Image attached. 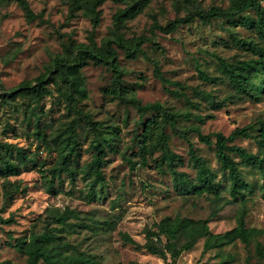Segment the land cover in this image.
<instances>
[{"label":"rangeland","instance_id":"rangeland-1","mask_svg":"<svg viewBox=\"0 0 264 264\" xmlns=\"http://www.w3.org/2000/svg\"><path fill=\"white\" fill-rule=\"evenodd\" d=\"M25 1L34 18L26 15L20 0H0V84L5 89L24 80L33 81L46 72L70 40L88 42L89 36L94 35L100 43L109 33L114 13L124 6L104 1L98 8L100 23L94 27L83 10L70 16L68 0ZM229 3L230 0H149L138 15L124 24L123 32L131 42L139 35L154 40L144 44L149 58L126 59L120 52L124 85L143 103L160 101L168 110H190L204 116L203 121L180 119L176 130L166 126L168 149L174 155L172 163L161 160L163 150L148 152L143 161L138 153L139 136L144 123L154 116L160 119V115L156 111L143 115L134 104L112 99L107 93L112 73L105 66L89 64L81 70L87 91L78 103L83 115L69 103L66 85L57 76L49 84L51 92L38 104L22 95L9 103L0 99V217L11 218L9 223L0 221V261L10 259L16 264H27L26 256L11 242L32 230H43L50 222L74 248L93 254L100 264H264L256 253L258 244L264 247V166L250 164L232 154L247 181V186L232 196L231 177L216 156V138L208 145L195 131L188 133V139L182 135L191 124H199L204 134L226 135L238 126L254 124L253 136L237 138L234 144L264 160V148L254 138L264 120V75L253 83L260 100L245 96L215 107L210 99L197 94L198 90H205L221 101L233 93L222 60L250 59L252 54L233 45L231 36L261 42L254 30L234 25L226 18H213L207 23L196 18L169 34L152 29L155 23L165 25L190 12L212 6L228 7ZM223 40L229 41L230 46ZM157 63L166 77L184 84L183 91L195 106L184 96L172 93L175 86L164 84L155 76ZM86 113L96 124L101 139L111 140L102 167L104 181L97 183L93 175L86 177L79 172L75 182L64 174L53 187L47 186L42 172L55 163L56 152L45 147L43 134L50 138L66 136L73 126L81 139L73 166L80 169L93 158L92 141L96 135L84 116ZM190 142L212 172L219 194L196 191L198 169L190 156ZM6 160L18 164V173L6 171ZM15 182H20V191H14ZM53 207H70L78 211V216L71 217L66 225H57L48 211ZM243 214L247 226L261 230L251 242L237 240L204 251L201 238L192 249L183 251L176 262L126 243L120 234L126 232L145 243L147 234L157 229L162 218L177 215L208 219L213 233H223L235 228Z\"/></svg>","mask_w":264,"mask_h":264},{"label":"trees","instance_id":"trees-1","mask_svg":"<svg viewBox=\"0 0 264 264\" xmlns=\"http://www.w3.org/2000/svg\"><path fill=\"white\" fill-rule=\"evenodd\" d=\"M106 0H68L70 16H74L77 11L83 12L91 19L94 27L100 23L101 16L99 6ZM121 3L124 6L119 8L113 15V24L109 33L99 43L94 35L89 36L88 42H75L70 40L64 49V53L57 54L48 65L46 72L41 73L33 81L24 80L16 87L5 89L0 84V99L5 103L15 101L19 95L29 97L41 102L51 91L49 84L52 83L57 76L60 81L66 85L67 99L80 115L83 111L78 108V103L87 96L85 88V80L82 75V68L89 65L105 66L112 73L111 85L107 89L108 95L112 99L126 100L136 106V108L144 115L150 111H156L160 115L147 120L144 131L139 136V155L146 161L148 152L163 150L164 155L162 161L173 162L174 155L168 149V133L166 126L169 125L174 130L177 129V122L180 119H197L203 121L204 116L192 112L190 110H168L160 101L147 102L138 98L134 91H131L124 85L125 69L120 62V52H123L126 59H136L139 56L149 58L144 48V44L154 41L152 37L146 35L136 36L132 42L128 40L123 32L124 24L127 20L138 15L149 0H112ZM26 15L34 18V13L25 0H20ZM196 18L202 22H210L213 18L229 19L234 25H242L254 30L260 42L254 39L242 38L236 35L231 36L232 44L238 48L252 54L250 59H236L232 62L222 60L223 69L231 83L233 93L226 96L223 100H217L210 92L198 90L197 94L208 98L215 107H221L228 101L248 96L253 99L260 100L261 96L254 90L253 83L260 75H264V5L261 0H230L228 7L212 6L207 10H196L189 14L177 17L168 21L165 25L155 23L152 27L153 31L159 29L164 33L175 32L180 26L190 24ZM155 46H159L157 42H153ZM226 46H230V42L223 40ZM204 75V74H203ZM155 76L164 84H171L175 88L171 89L176 96H184L185 100L195 106L196 103L183 91L185 86L182 82L171 80L166 77L160 70L158 63L155 67ZM208 78L207 75H204ZM86 120L96 135L92 141L94 148L93 158L80 169L73 166V160L77 154V148L80 144V135L75 131L74 127L68 128L66 136H57L50 138L43 134L45 147L56 152V161L47 170H43L42 177L44 183L53 187L55 180L62 178V175H68L72 182L76 181L79 172L84 176H94L95 182L104 181L102 167L106 155V148L111 146L109 137L101 139V135L97 132V126L91 119L90 114H84ZM254 124L236 127L229 135L223 132H214L204 134L199 124H191L183 129L182 135L188 139V133L195 131L200 140L205 144L214 143L213 137L216 138V156L221 163L222 169L229 173L231 177L230 193L237 196L242 188L247 186V181L243 177L239 166L234 160L232 154H237L240 158L246 160L250 164L264 166V160L257 154L249 152L245 147L234 144L237 138H249L253 136L252 130L255 129ZM258 134L254 137L258 144L264 148V120L260 122ZM41 135V132H39ZM190 156L196 163L198 174V183L196 191L200 194L213 191L219 194L215 187L212 172L206 165L204 159L198 155L194 148L193 142H190ZM46 162L42 163L45 164ZM130 163L132 159L130 158ZM6 171L18 173L19 168L12 160H6ZM15 190L20 191V182H15ZM10 191H6L5 195H9ZM51 221L57 225H66L71 217H77L78 211L66 207L50 208ZM3 223H9L11 218L3 219ZM157 229L149 232L146 236L147 241L140 243L130 234L121 232V237L126 243L135 244L138 248H145L153 255L160 256L164 260L172 258L176 262L178 256L183 252L192 249L195 244L204 238V251L220 248L227 244L240 240L249 243L252 239L261 233V230L247 226L245 214L242 215L239 224L226 232L213 233L209 226L208 219L166 216L156 225ZM11 245L21 254L26 256L27 264H100L99 260L93 254L84 250L74 248V245L68 241L65 236L57 232L56 226H50V222L41 231L32 230L29 234L18 237ZM256 253L264 262V247L258 244ZM0 264H16L10 259L0 261ZM118 264H124L122 262ZM130 264H149L136 263Z\"/></svg>","mask_w":264,"mask_h":264}]
</instances>
